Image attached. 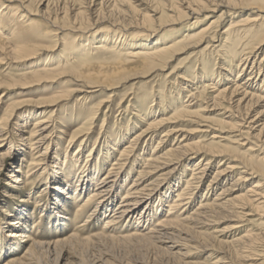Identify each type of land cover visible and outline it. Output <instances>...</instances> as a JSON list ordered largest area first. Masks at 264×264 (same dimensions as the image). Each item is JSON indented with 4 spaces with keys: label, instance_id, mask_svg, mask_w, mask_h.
Listing matches in <instances>:
<instances>
[{
    "label": "bare ground",
    "instance_id": "1",
    "mask_svg": "<svg viewBox=\"0 0 264 264\" xmlns=\"http://www.w3.org/2000/svg\"><path fill=\"white\" fill-rule=\"evenodd\" d=\"M102 3L77 9L48 1L41 10L32 0H0V111L15 90L49 93L36 101L14 98L0 114V183L5 175L13 188L3 196L14 201L23 182L42 184L49 194L37 205L35 220L36 210L24 204L3 208L0 259L8 257L2 264H40L48 252L59 254L58 264L72 258L84 264L66 248L88 243L96 250L128 239L151 241L181 264H192L194 251L208 254L196 264H264V0H190L185 10L161 14L157 27V10L143 0H112L108 15ZM209 10L221 13L199 24ZM93 13L108 23L99 35L85 31ZM227 18L233 20L224 29ZM179 21L185 26L166 28ZM204 44L193 70L183 73L188 65H182L166 73L182 51ZM213 55L215 66H209ZM157 77L165 79V90L153 85L138 100L131 88L117 104V111H130L139 122L116 124L111 132L106 123L122 85L139 78L155 83ZM74 99L79 116L53 114ZM26 106L31 108L19 115ZM187 123L194 128L185 129ZM20 156L24 170L14 167ZM68 205H77L75 220L87 215L75 231L54 240L31 234L30 220L34 228L42 217L53 233L63 234ZM89 224L98 228L88 233Z\"/></svg>",
    "mask_w": 264,
    "mask_h": 264
},
{
    "label": "rangeland",
    "instance_id": "2",
    "mask_svg": "<svg viewBox=\"0 0 264 264\" xmlns=\"http://www.w3.org/2000/svg\"><path fill=\"white\" fill-rule=\"evenodd\" d=\"M48 1H51V7H54V8L61 7L60 5H64V4L66 6H73V3H74V5L76 4L75 7L77 9H81V7H84V8L86 7L88 9L94 7V8L98 9V7H100V6H97L96 4H100L101 1H102L103 2L102 3L103 4V8L107 9V15H108V11L111 10V8H113L112 0H107V1L106 0H32V6L34 8H39L41 10L42 9L45 10V5H42V3L45 2V4H46ZM132 1H135V0H131V2ZM143 1L150 8L153 7L154 9L157 10L158 13H157L156 20H155L156 22L153 24V27H155V25L157 27V25H160L161 23H163L162 21H160V15L161 14H163V13H165V14L166 13H173V12H171V10L172 11H174V10L176 11L178 9H184V6H186L187 2L190 1V0H143ZM89 5H90V7H89ZM179 6H180V8H178ZM115 13H117V14H115L116 18H117L118 17L117 15H119V14H118V12H115ZM152 13H154V12H152ZM220 13H221V11H218V12L217 11H211V10L206 11L204 13V15H201L199 24H202L204 22H208V20H210L211 18L218 17V15H220ZM239 14H241V12L237 11L236 16H239ZM97 16H98L97 14L93 13V15L90 18V21H87L85 23L84 27L87 26L85 28L86 32L88 30L92 29V28H93V30H95L93 32H95L96 35H99L100 33L105 31L106 27L108 26V23L103 22V19H98ZM107 18H108V16H107ZM230 18H227V19L223 20V28L224 29L226 27H228L230 25V22L233 20V19L231 20ZM110 19H112V17H110ZM113 19H115V16L113 17ZM97 20H99L100 22L98 21L99 23L96 24L97 25L96 26L94 23ZM236 20H239V19H236ZM180 22H182V21H179V24H176V25H173V26H169V27H166V28L169 29L171 27H175V28L179 29L180 27L185 26L184 24L186 22L185 23L184 22L180 23ZM67 32L69 33V31H64L63 34H66ZM89 34H92V32L89 33ZM162 34H160L159 36L160 37L163 36ZM68 36H73V35H72V33H69ZM83 36H84L83 38H86L87 34H85ZM204 47H205V44L202 45L199 48L193 47V48H188V49H185L184 51H182V53H180L176 58H174V60L169 64V66L167 67L166 73H169L174 68H177L176 70H178V68L180 66H182V65H188V69H185L183 71V73H189V70L190 71L193 70L194 66L196 64L195 60H196V57L198 55H195V54L200 49H203ZM262 49H263V51L260 53V58L264 55V48H262ZM215 63H216V56L213 55L212 59L210 58L209 66H215ZM146 80H147L146 78H139V79H136V80H130L126 84H123L121 89L118 90L119 96L117 97L116 102H115V104L113 106L114 110L111 113L110 117L108 118V122L106 123L108 125V129L111 132L114 131V126H116V124L125 125V124H128V123H133L134 121H138L139 122V120H137L139 118H137V117H135V115L131 114L130 111H128V112H124V111L123 112H119V111H117L118 110L117 109V104H118V102L120 101L121 97L125 94V92L127 90H131V88H134V89L136 88L135 91H138L140 93L139 96H138L139 97L138 100H140V96H142L141 95L142 92L144 90L150 91L151 87L153 85H154V89L153 90H157V91L160 90V89H164L165 90V87H164L165 79H161V77H157V81L155 83L151 82V83H148V84L145 83ZM172 80L175 81L174 79H172ZM181 80L182 79H180V81ZM167 86H168V87H166L167 90L169 88V91H171V93H173L175 91V88L173 87L174 85L168 83ZM177 86L179 87V85L176 84L175 87H177ZM40 90H42V89L38 88L37 90H34V91L30 92L31 95L30 94L22 95L20 93V91L15 90L14 91L15 93L11 94L10 96H8L7 99H5V102L2 105V108H1L2 110L0 111V114L7 107V104L9 102H11L12 100L22 99L23 98V99H30V100L36 101L39 98L46 97V96L49 95V93H40V92H38ZM175 94L176 93L174 92L172 95L176 96ZM186 95H187V93H184V95H182L180 98H184L185 99ZM158 101L159 100H156L154 102L157 103ZM168 102H170L169 99L167 100V103ZM73 104L76 105L75 99L70 101V102H68V103H66V105L63 104L61 107L58 108L57 111H54L53 114L54 115L59 114V115H62V116H64L66 114L67 117H69L71 115L72 116L73 115L74 116H79L80 115L79 113L81 112L78 109L79 105L78 104L76 105L77 109L75 107L73 109ZM156 107H157V105H156ZM28 108H31V107L30 106L24 107L25 111L22 110V111L19 112L20 114L19 113L18 114L21 115V114L25 113L26 111H28L27 110ZM49 109H51V111H52L53 107H50ZM170 111H171V109L167 110V112H170ZM58 112H60V113H58ZM82 118H83V116H82ZM14 121H16V120H14ZM82 121H83V119H82ZM101 122H102L101 119L98 120V122H96L95 132L92 134V142L96 139V137L99 134L100 127H101ZM76 123L78 124V121L73 123V126L76 125ZM142 125L143 124H140V127ZM194 125L195 124L187 123L184 127H185V129L189 130V129L194 128ZM72 128L73 127L71 126L68 129L67 128H64V129H67L68 130L67 132H69ZM62 138H63L62 142L65 145L66 144V139L68 138V136H65V135L62 134ZM173 140L174 139L172 138L169 141L168 144H171L173 142ZM156 142H157V138L155 140H153V144H151V147L149 148L150 149L149 152H151L153 150L154 145L156 144ZM90 145H92L91 142H90ZM26 151L29 152V149L28 150L26 149ZM27 152L25 154H26V156H28V157H26L27 160H28L29 154L27 155ZM218 161H219V159H216V160H213L212 162H210V164H209L208 173H207L205 179L203 180V182L200 184V198H201L203 192L205 191L206 187L208 186V184L210 182V179H212V176L214 175L216 167L218 166ZM25 164H26L25 162H21V156H20L16 160V162L14 164V167L16 169L17 168H21L22 170H24L25 169ZM7 171L8 170L6 169V172ZM21 179L24 180V175L21 177ZM8 181L9 180H7V177L4 175L2 177V180H1V183H0V199L3 198L2 204L0 203V215H1V212H2L3 208L6 207V206H7V208H9L11 210V209H14L15 205L17 206L19 204L20 205L24 204L26 207L30 208V210H33V209L36 210V215H35L36 217H34V220H35V218L36 219L39 218V212H37L38 211L37 210V207H38L37 205H41V203H43L49 197L48 193H43L42 184H40L38 187H35V185H31V183L29 185V183L26 184L25 182H23V184H20V187H17V190L14 189L15 190V196H17V198H19V199L16 198L13 201V198H11V197L9 198L6 195L3 196L4 190H5L6 187L8 188L7 189L8 191L13 189V188H10L9 186H7L6 183ZM247 185H249V183L245 184L244 186L247 187ZM31 186H33V187H31ZM244 189H245V187H244ZM29 191H35L34 192L35 193L34 194L35 197H33V199H28ZM216 192L217 191H215V193ZM84 198L85 197L82 196V198H80V202H82ZM21 199H24L23 203H20L19 200H21ZM119 200L120 199L118 198L115 201V204H117V202ZM198 200H199V198H198ZM80 202H78V204ZM76 207H77V205H76ZM76 207L73 206V205H68L67 206V210L68 211H66V213L64 214L65 215V217H64L65 218L64 219L65 220L64 221L65 228H64L63 234L60 233V232H54L53 233L52 229L51 228H50L51 230L49 229L48 224H46L47 223V219H48L47 217H42L41 220H39L40 221L39 225H37V227H34V228H33V226H34V222L35 221H33V218L30 220V227H31L30 228L31 229L30 232H31V234L33 236H35L36 238H39L37 236H40L41 237L40 239H42V240L43 239H45V240H47V239L48 240H50V239L54 240L56 238L62 237L63 235L64 236H68L71 233V231H75L76 227L79 224H81L84 220H86V218H87L86 217L87 215H85V214L83 215L82 214L81 216H79V218H77L75 220L74 211H75ZM167 208H168L167 206H164V209H167ZM106 218H107V216H103L100 219V221L98 222V226H102L104 224V221H105ZM89 225H91V226L90 227L86 226L87 228L84 227L85 230H87L88 233H92L93 231H95L98 228V227H96L97 224L96 225L95 224H89ZM222 226H225V224L224 225L222 224ZM37 228H38V230H37ZM49 231H51V232H49ZM59 234L62 235V236H60ZM130 240L131 241H129V239H128V240H126V242L125 241L122 242V240L120 242L119 241L118 242H113L114 244L112 242L111 243L110 242H106L104 244L106 245L108 243L106 245L108 248L106 246L102 245V246L99 247V249L97 248L98 250L97 249L95 250L94 248L92 249V247H89L91 245H89L88 243H85V245L82 244V245H79V246H76V247L66 248V251H67V253L70 252V255H72V256L73 255L77 256L79 259H81V261L84 264H95V263H97L99 258H100V260H101V258L104 259V262L106 264H110V263H112V264H181L182 263L178 258H175L174 256L170 255V253L168 254V252L161 250L160 248H158V246L156 244H154L153 242L151 243V241H146V240H141V239H130ZM80 246H82L81 249H80ZM87 247H89V248L87 249ZM69 249H71V250H69ZM103 251H104L105 255H102ZM23 252H24V246L16 251V253L18 255H21ZM98 252H101V253L99 254ZM107 252H109L111 255H109ZM101 255L103 257H101ZM207 255L208 254H204V253H201V252H197V251L195 252L194 251L192 257L189 258V261L193 262L192 264H196V263H200V262L202 263L204 260H206V258H208ZM7 257L8 256H2L1 259H0V264H2L7 259ZM96 258H98V259H96ZM58 261H59V254L58 255L57 254L56 255L55 254L51 255L48 252V253H44L42 255V257L40 259V264H58ZM70 262H69L70 264H75V263H73V258L71 259ZM101 264H104V263H101Z\"/></svg>",
    "mask_w": 264,
    "mask_h": 264
}]
</instances>
